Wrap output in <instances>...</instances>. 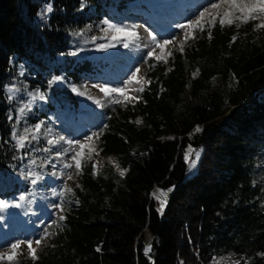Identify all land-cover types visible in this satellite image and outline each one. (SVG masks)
Here are the masks:
<instances>
[{"label":"trees","instance_id":"1","mask_svg":"<svg viewBox=\"0 0 264 264\" xmlns=\"http://www.w3.org/2000/svg\"><path fill=\"white\" fill-rule=\"evenodd\" d=\"M133 1L0 0V198L27 187L11 174L23 153L12 133L26 89L39 88L55 108L53 77L77 83L100 70L98 62L70 54L74 34L96 31L110 10ZM259 23L216 20L198 29L183 52L150 60L141 98L106 110L97 147L116 166L105 161L94 170L93 159L82 160L60 229L36 259L4 264H210L228 253L241 255L239 264H264V186L254 173L264 141ZM13 86L20 93L10 99ZM64 113L60 104V119ZM188 144L203 153L197 173L184 179ZM156 185L175 186L163 213L151 196ZM145 229L153 236V262L143 252Z\"/></svg>","mask_w":264,"mask_h":264},{"label":"rangeland","instance_id":"2","mask_svg":"<svg viewBox=\"0 0 264 264\" xmlns=\"http://www.w3.org/2000/svg\"><path fill=\"white\" fill-rule=\"evenodd\" d=\"M207 3L208 0H135L121 8L120 12L118 9L113 8L108 12L103 21L107 20L112 24L135 31L138 34L136 37L124 39L126 33L114 32L108 29L107 24H104L103 21L96 31H92L90 27L84 28L74 34V49L72 52H75V56L79 58H89L91 61L98 62L100 70L96 68L94 72H91L92 75L89 77L84 75L77 83L71 80L66 81L63 77L62 81L55 82L52 85L53 90H51L55 108L48 107V101L51 99V96L48 97L45 92L47 97L45 100L32 99V94L37 90L43 92L39 88L33 91L26 89L24 93L27 97L21 106L18 107L17 113L14 116L13 130L19 136L23 134L24 128H31L39 121H44V125H42L40 133L37 134L38 139L31 140V137H29L31 142L26 143V148H19L20 152H23L20 156L19 171L12 170L11 173L13 176L21 179L20 182L25 180L27 187L25 189H18L15 195L11 197L0 198V200L5 201L6 205L0 208V255L6 257L10 254V245L17 240H31L33 241L32 247L36 250L35 255L37 256L41 248L48 243L52 234L60 229L61 221L59 217L61 211L53 208L52 205L54 203H62L65 206L69 203L67 199L68 191L75 180L76 171L74 168L65 169L63 167L65 162H71V152L60 157H57L55 153L69 147L66 143L67 140H82L86 134L99 131L103 128L104 122L107 119V109L110 112H114L117 108L125 107L129 102L117 93L105 96L99 88H94L92 85L107 84L110 87H119L139 67L141 71L138 76L143 78L141 85H132L131 87L137 88L142 86L144 88L147 81L146 66L150 60H156L147 55L155 47L149 33L155 35L158 39L176 37L173 44L165 49L166 59L169 56V52L172 53L174 50H180L181 42L183 41L184 46L198 30L187 29L190 38L185 41L182 30L175 26L186 23L189 19H194ZM49 6L51 4H48L47 8ZM224 10H226V6L222 9H210V12L213 15H217ZM50 13L51 11L48 12V15ZM236 15L238 16L239 13ZM42 17L41 15L40 19ZM211 18V16L206 14V21L211 20ZM219 19L220 16L217 15L216 20L219 21ZM229 19H233V21L238 20L233 17H229ZM258 21L263 22L261 20ZM114 36L119 39L114 40ZM125 43L128 44V47L124 46ZM109 44L113 46L108 47ZM98 45H104L105 47L100 49ZM156 52L158 54L160 49L157 48ZM73 87H76L83 94H77V92L72 91ZM24 88H27V85H24ZM19 93V87L13 86L9 88L11 99L17 97ZM128 94L129 96L140 97L141 92L130 91ZM116 100H119L120 103H115L114 101ZM96 101H99V103ZM60 104L65 112L62 119H60ZM25 105L31 110H35V118L37 120L34 124L28 119L31 110L28 111L26 109L23 114L19 112V109L25 107ZM60 136H63L64 140H59ZM49 139L57 142L54 145H48L47 141ZM14 141L16 144L15 139ZM260 144L262 145V151L256 155L258 159L255 163L254 173L262 180L261 184L264 186V141L260 142ZM91 146L96 149V152L89 153L88 149H85L82 160L89 159L88 157L91 156L98 169L102 167L105 161H109L115 165L111 158H105L100 155L96 138H93ZM189 146H191V152H189ZM43 148H50L51 151L33 150ZM25 151L29 155L25 156ZM186 153H189L191 161L194 163L185 159ZM196 153H199L198 158ZM202 153V147H193L191 144L185 147L183 152L186 162L184 179H189L197 173ZM32 159L36 160L35 165L30 163ZM52 164L56 165L55 169L52 168ZM29 170L41 173L44 179L38 182V184L32 185L30 179H25L23 175V173H27ZM53 171L56 172L55 176L51 175ZM69 173L73 176L71 180L67 179ZM174 188L175 186L162 187L156 185L152 189L151 196L160 213H163L166 209L170 194ZM158 189L167 193L166 196L161 197V199L166 200L162 211L160 210V202L156 198L160 195L159 191H157ZM169 189L172 190L168 191ZM21 195L24 196V199H20ZM17 204L19 206H16ZM45 232L47 235L42 239L40 245H36L35 240L40 239ZM152 241V234L149 230L145 229L144 238L142 239L143 252L150 262L154 261L151 253ZM25 257H31L26 244L21 245L20 249L17 250L13 261H8L6 258L0 259V264L8 262L19 263ZM242 258L241 255L228 253L215 257L210 264H235Z\"/></svg>","mask_w":264,"mask_h":264},{"label":"snow or ice","instance_id":"3","mask_svg":"<svg viewBox=\"0 0 264 264\" xmlns=\"http://www.w3.org/2000/svg\"><path fill=\"white\" fill-rule=\"evenodd\" d=\"M83 6V5H82ZM224 6H226V10L222 11V13H218L217 15L220 16L219 19V23L221 25H223L226 21L227 23L231 24L233 23V19H229V17H233L234 19H238L241 20L244 23H247L249 20H261L264 21V0H208V3L206 4V6H204L199 13L196 15V17L194 19H189L186 23H181V24H177L175 27L179 28L182 30L183 36H184V40L186 41L187 39H189V33L187 31V29H200L201 31L204 30V26L206 23L209 24H214L216 19H217V15H213L210 12V9H222ZM51 6H49L47 8V11L50 12ZM239 13V15L237 16L236 14ZM206 14L208 16H211V20L206 21L205 17ZM104 24H107L108 29L114 31V32H124L126 33L124 39H127L128 37H136L138 34L135 31H130L128 29H126L123 26H119V25H115L110 23L109 21L105 20L103 21ZM239 26V25H237ZM256 27L258 28H264V22L259 23L258 25H256ZM210 35V34H209ZM149 36L151 38L152 43L155 45L154 48L151 49V51L148 52V57L151 58H155L157 61H162L165 59V49L169 46L172 45L174 40H176V37H172L170 39H158L155 35H152L151 33H149ZM194 38V37H193ZM95 39V38H93ZM113 39H119L118 37H113ZM236 37H233V41H235ZM113 45L109 44L108 47H112ZM125 47H128V44L125 43L124 44ZM105 46L104 45H98V48L103 49ZM147 47V45H146ZM160 49V52L157 54L156 49ZM180 50L181 52H183V41L180 44ZM71 55H75V52H71ZM168 55H171V53L169 52ZM166 62V61H165ZM140 68L137 67L135 69L134 72L131 73V75L128 76V78L126 80H124L122 82V84L119 87H110L107 84H95L92 85V87L94 88H99V90L101 92H103L105 94V96H111L114 93L119 94L120 96L124 97L125 100L131 102L132 100H136L139 99V97H134V96H129V92L130 91H139L142 92L144 89L142 86L137 87V88H133L131 87L132 85H141V81L143 78L139 77L138 74L140 73ZM23 74V73H21ZM62 77L56 76L53 77L52 80L49 81V86H51L53 83L58 82V81H62ZM150 83V81H149ZM72 91L77 92V94H83L80 93L78 91V89L76 87L72 88ZM11 99V97H9ZM47 97L45 95L44 92H41L39 90H37L35 93L32 94V99L36 100V99H40V100H45ZM91 99V97H89ZM97 103H99V101H96ZM115 103H120L119 100L114 101ZM30 111L31 109L28 108L27 105H25V107H21L19 109V112L21 114H23L25 112V110ZM9 119H11V117H9ZM139 122V121H138ZM42 125H44V121H39L37 123H35L31 128H24L23 130V134L17 136V133L15 132V130H13L12 133V138L16 140V145L17 148H26V143H30V139L29 137H31V140H36L38 139V133H40V130L42 128ZM51 131V130H49ZM196 131H200L199 128L196 129ZM103 132V128H101L99 131H95L92 132L91 134H86L83 139H69L66 141L67 145L69 146L66 149H61L60 151H57L55 153V155L57 157H60L62 155H65L69 152H71V156H70V161L71 162H65L63 167L65 169H71L74 168L76 171V174L79 175L80 172L82 171V159H83V154H84V150L88 149L89 153L92 152H96V149L92 148L91 146V142L93 141V138L99 139L100 135ZM59 140H64L63 136L59 137ZM57 141L53 140V139H49L47 141L48 145H54ZM34 151H44V152H48L51 151L50 148H43V149H33ZM191 146H189V152H191ZM25 156L29 155V153L27 151H25L24 153ZM197 158L199 157V153H196ZM89 159H91V156L88 157ZM185 159L188 160L189 162L191 161V156L189 155V153L185 154ZM30 163L32 165L36 164V160L32 159L30 161ZM48 163H50V161H48ZM194 163V162H192ZM56 165L52 164V168L55 169ZM96 165L93 164V169L95 170ZM117 169L120 171V175L123 176L125 175V171L126 170H120L119 169V165H117ZM24 178L25 179H30V183L32 185H36L38 184V182L42 181L44 179L43 175L41 173H37V172H32L31 170H29L27 173H23ZM51 175L55 176L56 172L53 171L51 173ZM67 179L71 180L73 179V176L71 173L68 174ZM172 189H169L168 191H171ZM157 191H159L160 195L157 196L156 198L159 200L160 202V210L162 211L166 200L165 199H161V197L166 196V192L163 190L158 189ZM155 195V193H154ZM20 199H24V196L21 195ZM5 201L0 200V208L5 207ZM16 206H19L18 204ZM53 208L59 209L61 212L64 211L63 208V204L62 203H54L52 205ZM60 220H64L65 217L63 215H61L59 217ZM53 223H55V221H53ZM47 235V233L45 232L40 239L35 240V244L36 245H40L42 239H44V237ZM27 245L28 251L30 256L33 259H36V255H35V249L32 247L33 245V241L28 240V241H23V240H17L14 243H12L10 245L11 248V253L8 254L6 257L4 255H0V259H7L8 261H13L15 258V255L17 254V250L20 249L21 245ZM237 264H239V262H237Z\"/></svg>","mask_w":264,"mask_h":264}]
</instances>
